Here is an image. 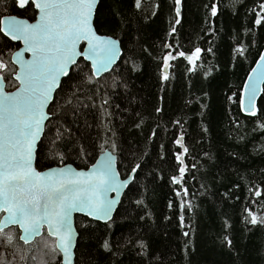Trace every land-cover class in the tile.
I'll return each mask as SVG.
<instances>
[{
    "label": "trees",
    "instance_id": "obj_1",
    "mask_svg": "<svg viewBox=\"0 0 264 264\" xmlns=\"http://www.w3.org/2000/svg\"><path fill=\"white\" fill-rule=\"evenodd\" d=\"M261 3L181 0L177 17L175 0H141L139 9L135 0H101L95 27L120 41V61L101 77L78 61L56 92L37 151L40 171L68 164L88 169L110 151L121 178L132 177L112 221L76 217V264H264V224L245 219L246 209L264 217V92L255 116L244 115L240 106L264 51V24L254 23ZM28 11L13 0L0 2V17ZM241 44L244 56L234 53ZM13 47L0 32V58L8 65L0 76L14 86ZM197 47L202 52L195 71L177 56L169 61V78H162L168 52L191 54ZM181 136L188 149L183 165L176 160L183 153L176 143ZM180 167L186 168L183 180L173 184ZM5 233L13 239L0 238V264H61L47 233L29 245L18 228ZM106 239L108 252L102 248Z\"/></svg>",
    "mask_w": 264,
    "mask_h": 264
},
{
    "label": "snow or ice",
    "instance_id": "obj_2",
    "mask_svg": "<svg viewBox=\"0 0 264 264\" xmlns=\"http://www.w3.org/2000/svg\"><path fill=\"white\" fill-rule=\"evenodd\" d=\"M180 2L181 0H175L177 17L180 16ZM14 3L25 11L37 10L39 19L35 24L14 16L0 20V25H3L0 32L12 40L22 39L27 45L26 50L31 51L33 56L31 61L21 62V72L16 76L21 87L16 93L6 94L3 91V76H0V212L7 214L0 220V238L11 243L13 237L5 233V229L10 225H18L23 231L19 238L27 243L38 236L42 227L47 224L49 235L56 237V247L63 253L65 264H71V213L81 211L93 219L107 222L111 219L114 201L108 200L105 194L110 190L118 192L122 185L116 182L110 155L100 167L87 174L74 172L70 167L41 173L33 166L35 146L43 131V122L48 119L44 110L51 101L52 92L59 86V77L69 74V66L76 62L78 55H84L85 59L91 61L92 76L108 71L120 52V41L99 35L94 28L93 16L98 0H14ZM135 6L137 9L141 8V0H135ZM210 7L211 16H217L216 3H212ZM259 8L254 20L257 27L264 24V3ZM175 23L179 24L180 20L176 19ZM175 31L173 26L169 35ZM82 41L87 43L86 53L77 51ZM165 47L171 48L172 45ZM201 52L202 49L198 47L191 54L176 51L173 55L168 52L164 57L162 78H169V61L177 56L192 64L190 71H195L197 65L194 62L200 59ZM245 52L243 44L234 49V53L240 56H244ZM258 67L261 71L256 80L258 84H264V53L260 54ZM7 68L8 65L0 58V72ZM210 74L211 70L205 73L206 76ZM249 79L253 77L250 76ZM91 81L90 76L88 82ZM258 84L253 86L252 99L255 98ZM240 106L242 111H247L250 115L257 114L251 107L245 109L243 99L240 100ZM159 111L161 109L158 108L157 112ZM261 127L264 128V125ZM182 140L183 136L176 140L183 148V153L176 156L180 165H183L182 155L188 152L183 147ZM59 158L63 160V154H59ZM139 167L137 164L133 173ZM185 171V167H180V175L173 176L172 183L181 184ZM186 192L185 189V194ZM261 195L260 190L255 191L256 197ZM246 211L248 215L245 219L248 223L264 224V217L258 218L251 209ZM82 227L87 228L89 225L84 224ZM228 227L230 225L225 221V228ZM183 234L189 235L188 232ZM224 242L229 248L232 247V241L227 236L224 237ZM139 247L143 249L146 245L141 241ZM102 248L106 252L112 250L107 239L103 241Z\"/></svg>",
    "mask_w": 264,
    "mask_h": 264
},
{
    "label": "water",
    "instance_id": "obj_3",
    "mask_svg": "<svg viewBox=\"0 0 264 264\" xmlns=\"http://www.w3.org/2000/svg\"><path fill=\"white\" fill-rule=\"evenodd\" d=\"M100 2L101 0H98V3L96 5V8L94 10V16H93V26L94 28L96 29L95 27V20H96V14H97V10H98V7L100 5ZM37 11V10H36ZM38 12V11H37ZM17 18V17H16ZM6 18H4L3 20H5ZM17 19H20V18H17ZM39 19V12H38V15H37V19L36 21H34L33 23L29 22L28 20V23L30 24H35ZM21 20H25V19H21ZM3 25H1L2 27ZM98 33V31H97ZM99 34V33H98ZM99 35H102V34H99ZM102 36H106V35H102ZM7 37V36H6ZM111 37V36H110ZM8 39H10L12 42L14 43H17V44H21V48L18 49L12 56V63L17 67L18 71L17 73L15 74L14 76V79L16 80V82L19 83V87L12 91V92H7L6 91V87H5V82L4 80L2 81L3 83V91L6 93V94H14L17 92V90L21 87V84H20V81L16 79V76L18 74H20L21 72V62H28V61H31L33 59V56H32V53L31 51H28L26 50L27 49V45L25 44V42L20 39V40H12L11 38L7 37ZM113 39H115L114 37H112ZM119 49H120V52L117 56V59L109 66V70L108 71H104V72H101L99 73L98 75H96L95 77H101L107 73H109L110 71L113 70V68L119 63L120 61V58L122 56V48H121V43H119L118 45ZM77 51L78 52H83V53H86L87 52V43L82 41L78 47H77ZM264 53V51L262 52ZM80 59H83L85 62H87L91 69H92V64H91V61L88 60V59H85L84 58V55H78L76 57V62L74 64H71L69 66V74L67 76H61L59 77V86L56 87L54 89V91L52 92V96H51V101L50 103L48 104V106L45 108V113L47 114L48 116V119H46L44 122H43V131L40 135V137L38 138V141H37V144L35 146V154H34V167L36 168L37 171L41 172V173H46V172H49L53 169L55 170H59L60 168H68L70 167L74 172H83L85 174L87 173H90L92 171H94V168H98L101 166V164H103L105 162V160L107 159V157L110 155L112 160H111V163H112V168L116 174V182L118 184H121L122 186L119 188V191H108L105 196L108 200H111V201H114L113 205H112V211H111V219L108 220L107 222H105L104 220H98V219H93L89 216H87L84 212H81V211H73L71 213V224H72V228H73V233H72V249H71V252H72V256H71V264H76L75 263V260H76V248H77V244H78V238H79V233H78V230H77V227H76V217L80 216V217H85V218H88L90 220H93V221H96V222H100V223H108L110 221L113 220L120 204H121V201H122V197L124 195V193L126 192L127 188L129 187L131 181H132V177L128 178V179H122L119 172H118V168H117V158L116 156L110 152V151H107L103 154L100 155V157L98 158V160L96 161V163L94 165H92L91 167H89L88 169H77L76 167H74L73 165H61V166H55V167H52V168H48V169H45V170H42L40 171L38 168H37V165H36V162H37V151H38V146L44 136V132H45V128H46V125H47V122L49 121L50 119V114L48 113V110L54 100V97L56 95V92L58 91V89L60 88L62 82L64 79H66L72 69L74 68V66L77 65L78 61ZM258 63H259V60L257 61L256 65L253 67V69H256V71L254 72L253 69L252 71L250 72V74L248 75V78L245 82V85L243 87V92H242V97L241 99H243L244 101V107L245 109H248L249 107H251L253 110L257 111V104L259 102V100L261 99L262 95H263V92L264 90V84H258L257 80H256V76L257 74L261 71V68L258 67ZM253 77V79H249V77ZM258 84V87H257V90H256V93H255V98L252 99V91H253V86L254 85H257ZM246 85H247V89H246ZM244 115L246 116H251L247 111H242ZM7 214L6 213H3V212H0V217L1 219L0 220H3L4 217L6 216ZM13 227H16L19 229L20 231V236L23 235V231L19 228L18 225H10L8 228H6L5 230L7 229H10V228H13ZM44 231L47 232V234L49 235L48 233V226L47 224H45L41 231H40V234L38 236H35L33 238H31L27 243H25V241L21 240L22 243L24 244H32L33 242H35L37 239L41 238L44 234ZM50 236V235H49ZM52 239H54L57 243V240H56V237L54 236H50ZM57 248V247H56ZM58 252L60 253V256H61V264H65V261H64V257H63V253L60 251L59 248H57Z\"/></svg>",
    "mask_w": 264,
    "mask_h": 264
},
{
    "label": "flooded vegetation",
    "instance_id": "obj_4",
    "mask_svg": "<svg viewBox=\"0 0 264 264\" xmlns=\"http://www.w3.org/2000/svg\"><path fill=\"white\" fill-rule=\"evenodd\" d=\"M2 1H7V0H0V2H2ZM14 1V0H13ZM16 5V4H15ZM19 10H23V9H20L18 6H16ZM37 15H38V12L35 10V9H30L29 11H28V13L26 14V15H18V14H8V15H3V16H1L0 17V20H3L4 18H8V17H12V16H14V17H17V18H20V19H25V20H28L29 22H31V23H33L34 21H36V19H37ZM0 27H1V25H0ZM4 35V34H3ZM5 36V35H4ZM6 37V36H5ZM10 40V39H9ZM11 41V40H10ZM12 42V41H11ZM13 44H14V47H13V52H12V54H11V57H10V60H11V64H12V66L14 67L13 69H11V71L10 72H13L12 73V80L14 81V83H15V85L13 86V85H11V82L9 81V79L7 80V81H5V79L3 78V80H4V82H5V87H6V91L7 92H12V91H14V90H16L18 87H19V83L18 82H16V80L14 79V76H15V74L17 73V71H18V69H17V67L12 63V56H13V54L18 50V49H20L21 48V44H17V43H14V42H12ZM0 219H1V217H0ZM45 233H47L46 231H44V234ZM43 234V235H44ZM49 236V235H48ZM56 242V241H55ZM29 245V244H28Z\"/></svg>",
    "mask_w": 264,
    "mask_h": 264
}]
</instances>
